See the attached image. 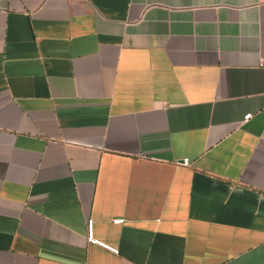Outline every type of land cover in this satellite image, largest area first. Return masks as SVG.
Returning <instances> with one entry per match:
<instances>
[{
    "label": "crops",
    "instance_id": "0c3cea01",
    "mask_svg": "<svg viewBox=\"0 0 264 264\" xmlns=\"http://www.w3.org/2000/svg\"><path fill=\"white\" fill-rule=\"evenodd\" d=\"M0 264H264L261 0H0Z\"/></svg>",
    "mask_w": 264,
    "mask_h": 264
},
{
    "label": "built area",
    "instance_id": "2783aa9c",
    "mask_svg": "<svg viewBox=\"0 0 264 264\" xmlns=\"http://www.w3.org/2000/svg\"><path fill=\"white\" fill-rule=\"evenodd\" d=\"M261 2L264 4V0H261ZM251 118V115H247L244 117V121H247ZM182 165L184 167H190L191 166V163L188 159L184 160ZM117 224H123L124 221L123 220H119V221H115ZM88 242L90 244H93V245H98L114 254H118V251L108 245H106L105 243L101 242V241H98L97 239L94 238V235H93V223L92 222H89L88 223Z\"/></svg>",
    "mask_w": 264,
    "mask_h": 264
}]
</instances>
